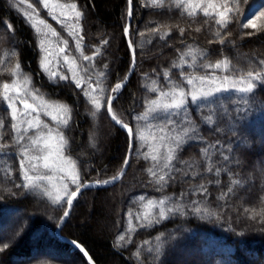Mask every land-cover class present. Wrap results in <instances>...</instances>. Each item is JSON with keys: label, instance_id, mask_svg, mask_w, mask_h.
I'll use <instances>...</instances> for the list:
<instances>
[{"label": "trees", "instance_id": "16d2710c", "mask_svg": "<svg viewBox=\"0 0 264 264\" xmlns=\"http://www.w3.org/2000/svg\"><path fill=\"white\" fill-rule=\"evenodd\" d=\"M28 1L32 8H25L20 0H0V120L3 121L0 144L9 146L0 151V264H87L80 251L54 234L66 197L61 194V201L56 203L45 195L47 189L55 196V184L67 182L60 179L62 175L67 176L41 166L32 169L30 156L39 148L33 147L26 138L20 145L15 144L14 137L18 135L12 130L14 121L7 101H3L2 85L17 83L20 77L27 81V89L39 99L34 101V106L41 121L51 124L50 130L66 139L62 151L75 163L80 184L104 182L114 177L123 164L128 135L111 122L104 97L111 94L131 64V52L124 36L128 0H49V8H54L51 14L39 0ZM73 3L82 13L78 19L70 7ZM131 3L129 36L136 64L112 103L117 119L133 129L130 164L115 185L82 191L74 200L60 233L80 243L95 264H264V224L260 223V216L264 215V82L254 81L257 87L247 105L251 111L239 122L234 119L236 106L229 97L242 94L224 93V99L214 97L215 102L207 107L193 104L189 98L188 113L199 129L198 135L207 145L220 141L224 147L210 148L207 156L202 157L201 150L206 145L185 137L188 142L176 153L171 165L174 179L167 187L156 184L149 169L157 176L165 174L162 159L165 145L174 147L171 137L189 125L175 129L169 126L162 132L164 122L151 118L148 110L153 106L146 103L158 99L160 91L171 92L174 85L184 86L182 73L185 77H198L214 72L218 81L225 74L239 79L249 71L264 73L261 63L264 61V26L243 28L253 10L263 5L264 0H229L232 22L223 29L202 12L188 16L183 9H176L174 0H132ZM27 12L34 13L37 20L44 23L29 26L23 19ZM245 13L248 15L241 23ZM181 28L185 30L183 35ZM61 43L66 45L64 55L71 54L76 60L77 77L73 78L68 72L64 59L56 66L41 67L43 51L56 46L60 50ZM190 49L194 51L195 60L188 56L184 63L180 57ZM84 56L91 59L85 61ZM225 58L230 61L228 70H223V65L221 70L203 67ZM17 63L21 67L14 76L10 70ZM166 71L168 79H165ZM52 73L57 75L53 77ZM61 76L67 79L61 80ZM77 83H81V88L76 87ZM242 86L245 85L237 84V87ZM22 87L24 97L27 93L24 85ZM195 87H200L198 81ZM152 89L155 91H150ZM92 99L101 102L99 110L91 103ZM47 106L55 110L51 114L58 119L69 120L68 125L65 127L45 115L49 112ZM61 106L69 111L62 112ZM226 112L230 114L225 115ZM33 113L36 116V112ZM209 114L213 115V124L201 119ZM137 116L141 119L134 118ZM174 119L179 124V118ZM45 129L41 125L24 136L35 138ZM233 130L237 132L235 136ZM161 136H165L163 141ZM157 140L161 143L160 160L153 161L150 145ZM24 148L28 149L26 157L19 155ZM52 151L59 158L55 149ZM221 151L230 157L231 164L223 161ZM21 159L29 175H47L53 179L40 181L39 188L17 187L25 183ZM209 163L213 165L212 174L207 172ZM218 167L228 169L231 176L222 172L217 177L214 173ZM193 171L198 173L195 178L191 175ZM217 179L220 185L215 183ZM235 180L240 183L233 186V192L225 199H218ZM201 185L208 189L207 199L199 191ZM75 188L76 185L69 187L68 194ZM190 189L193 191L189 192ZM181 193L188 195L181 200ZM165 197L172 198L166 201L165 208L176 206L178 201L187 205L195 200L208 213H218L220 218L210 214L194 215L186 209L187 215L169 214L167 219L150 224L154 217L158 220L159 208L151 209V213L144 216V206ZM255 213H259L257 219H250ZM121 235L125 236L123 241L119 240ZM158 236L160 240L156 239ZM4 244L9 247L3 249ZM181 252L187 254V258Z\"/></svg>", "mask_w": 264, "mask_h": 264}, {"label": "snow or ice", "instance_id": "6c2138e0", "mask_svg": "<svg viewBox=\"0 0 264 264\" xmlns=\"http://www.w3.org/2000/svg\"><path fill=\"white\" fill-rule=\"evenodd\" d=\"M132 0H129V4L131 5ZM39 3L43 5L44 9L49 10L50 14L54 11V8H49V0H39ZM176 9H183L184 13H186L188 16H196L198 13L202 12L205 17H210L215 20V24L219 26V28L223 29L226 28L229 23L232 22L231 16L233 14V9L230 7L229 0H220L219 3L215 2V0H174ZM61 8L69 7L68 5H58ZM29 8H32L33 6L31 4L28 5ZM71 10L75 13V17L78 19L81 17L82 13L80 11H77V5L75 3L70 5ZM161 7H163V3H161ZM211 10V11H210ZM131 9L129 10L128 15L131 16ZM30 15V14H26ZM248 13H245L244 17H242L241 23H243V18H246ZM264 15V13H262ZM55 19L56 17L53 16ZM39 23L43 24L44 21L40 20ZM33 27L36 25L33 24ZM11 25H8V28L11 29ZM256 28V24L252 22V20H249L248 23L243 24V28ZM39 29H37L38 31ZM184 29L181 28L180 32L181 35L184 33ZM199 31V29H197ZM124 33L127 35L129 33V28H124ZM251 34V33H250ZM53 35H56L55 31H53ZM167 35V34H166ZM82 40L83 37H80ZM43 43V41H41ZM65 43H67L65 41ZM105 43H107L105 41ZM220 43L223 45L225 43V39L222 37L220 40ZM77 47H80L79 42L77 43ZM129 47H132L131 41H129ZM61 53L64 52V48H60L59 50ZM191 56L193 60H195L194 51L190 49L187 53L181 55L180 59L184 61V63H187V60L185 57ZM83 59L85 61L90 60L91 58L88 56H84ZM64 60L67 62L68 57L64 56ZM2 63V62H0ZM262 64H264V61H261ZM221 65H223V70H228L230 68V61L225 58L223 61H217L215 64H206L203 65L205 69H213V70H221ZM21 65L17 63L13 69H11L12 75H17V70H19ZM41 67L45 68L46 65L42 62ZM135 68V50L133 49V64L132 68H130V71H134ZM57 74L52 73V76L55 77ZM101 75H104L103 73ZM169 73L165 72V79H168ZM61 80L67 79V77L61 76ZM181 79L184 81V86H173V90L171 92L166 91H160L159 98L156 100H147L146 103L152 105L153 107L149 108V113L151 114V118L154 121H163L164 122V128H161V131L164 132L166 128L169 126L173 129L180 127L181 125H189L187 127H183L182 132L179 134H176L171 137V139L174 141L175 146H168L165 145V153L162 157L164 160V169L165 174H161L157 176V173L152 172L151 169H149L150 175L155 178V183L160 185L161 187H167L168 182L170 180H173L174 177L171 174V165L172 162L176 159V153L183 147L184 144L188 142V140H185V137H188L189 140L193 142L198 143H204L206 147H204L201 150V156L206 157L209 149H223L224 145L217 141L214 145H207V142L203 140L202 137L198 135L199 129L197 126L192 122L190 114L188 113V104H189V98L191 103L197 104L198 106L203 105L207 107L209 104L214 103L215 101L212 98L217 99H224L223 94L228 92L233 93H239L242 94L240 96H237L235 98L229 97V99L232 100V103L236 106L233 111L237 112V116L234 117V119H237L238 122L242 120L243 116L251 111V108L247 107L251 103L250 97L251 94L254 92V89L257 87V84L254 83V81H262L264 82V73L262 72H253L249 71L245 76L239 77V79H235L233 77H230L229 75L225 74L222 79L218 81V78L213 73H208L203 76H189L185 77L183 73L181 74ZM197 81L200 84V87H195ZM127 82V77H125V80L121 83H117L114 88H112V93L114 95H106L104 97L106 103H107V111L109 114H111L112 120H114L117 124L121 125L124 129L127 130L129 134V156L131 154L132 145H133V139H134V133L133 129L129 127L127 123H122L121 120L117 119L116 115L113 114V108L112 103L114 99L116 98L115 94H118L119 91L124 87V85ZM172 83L171 81H169ZM237 84H243L245 86L237 87ZM205 85L207 86L205 88ZM3 87V101H7V108L11 109V117L14 123L12 124V130L14 133H17L18 136L14 137L15 144L20 145L22 141L25 139L24 135H19L20 133H27L29 129H39L41 125H43L44 128H48L47 124H44L40 120V114L37 108L33 105L27 102L26 99H20V87H17L16 82L13 81L12 84L4 83L2 85ZM26 87V83H25ZM77 88H81V83L76 84ZM178 89V90H177ZM187 89V90H186ZM83 90V89H82ZM150 91H155V89H152ZM11 94V95H10ZM84 94L87 96L89 95L88 92H84ZM163 98V99H161ZM16 99H20V103L23 105V111L21 112L16 107ZM91 103L99 110L101 108V102L96 99H92ZM61 110L63 111H69L66 107L61 106ZM32 112H36V116L34 117L35 123L33 122V119H28L26 121L28 127L21 129L17 126L15 121L18 119V113L23 116H30ZM45 115H49L53 121H57L58 123H62L65 127L68 125L69 120H63L58 119L56 115H52L49 112H45ZM230 113L226 112L225 115H229ZM174 117L179 118V124L177 123V120L174 119ZM135 119H141V117H134ZM202 121L208 124H213V115L209 114L208 116H202ZM3 127V121L0 120V128ZM217 131H221L218 129ZM237 134L236 130H233V135L235 136ZM242 135V134H241ZM52 132L49 129L47 133V137H45V134L43 132L40 133V135L36 136V138H30V143L35 148H40V150L49 149L48 154L43 157V168L52 170L56 169L60 173H64L65 169L63 167H59L57 169L56 161L52 160L50 161V157L53 156L52 149H55V154L59 156V159L64 161L66 164L69 165L70 168H75V163L70 160V158L64 156L63 154V148L66 146L67 141L64 138V136L61 134L59 136V147L57 148L56 145H54L52 141ZM165 139V136H161V140L163 141ZM42 144V147H41ZM9 147L5 144H0V151H3ZM228 151L231 152V147L228 148ZM28 149L24 148L23 152L19 155L26 157L27 156ZM157 152H159V149H157ZM223 161L226 164H231L232 161L230 160V157L223 154V151L220 153ZM151 159L153 161L158 160V156H152ZM129 163V157H126L124 160V166L127 167ZM184 163V162H181ZM236 164H239V161H236ZM20 167H21V174L23 181L25 183L18 184L17 187H23L24 189H31V188H39L40 187V181H51L53 177L47 176V175H29L28 170L25 169L24 166V160L21 159L20 161ZM37 166L35 164L32 165V169L35 170ZM191 167V165L189 166ZM207 172L209 174L213 173V165L209 163L207 167ZM222 172H227L231 176V172L228 171L226 168H216L215 175L219 177ZM192 177L195 178L198 173L193 171L191 173ZM60 179L63 181L65 179L70 180L72 184L76 185V190L71 191L70 194H68V184L64 183V197H66L68 209L70 210L74 198L77 197L78 193L81 191L83 187H86V184H80L79 183V175L75 172L68 175L67 177L61 176ZM116 178H113V180L105 181V183H114ZM209 183H212V181H209ZM217 185H220L221 181L217 179L215 181ZM239 180L232 181V186L228 188L227 192H224L221 194L218 199H225L229 194L233 192V186L236 184H239ZM159 190V189H158ZM57 194L53 196V192L45 189V195H47L50 199H53L54 202L59 203L62 199L61 194L59 193V189L56 190ZM193 190H189V192H192ZM199 191L202 195L205 196V199H207L208 195V189L206 186L201 185L199 187ZM188 193H181V200L186 197ZM172 198L165 197L158 201V203L153 204L151 201H149V204H151L152 207L159 208L158 213V220L154 217L153 221L151 223H158L159 221H163L168 218L169 214H180V215H187L186 209H190L191 212L194 215H200V214H210L215 215L217 219L220 218L218 213H208V210L205 208H202L199 203L195 200L190 201L189 204L185 205L181 201H178L176 206L173 207H167L165 208L166 201L170 200ZM69 210H65L63 213V219L64 217H67L69 215ZM259 213H255L250 215V219L256 220ZM147 218V217H146ZM260 223L264 224V215L260 216ZM150 226V225H149ZM125 239L124 235H121L119 237L120 241H123ZM157 240H160V237L158 236L156 238ZM75 244V242H73ZM146 243V242H145ZM79 247V245H76ZM8 244L3 245V249L8 248ZM2 250V249H0ZM80 251L84 253L85 256L88 255L87 252L84 251L83 248H80ZM137 258H139V252L136 253ZM91 259V258H89Z\"/></svg>", "mask_w": 264, "mask_h": 264}, {"label": "rangeland", "instance_id": "374dc122", "mask_svg": "<svg viewBox=\"0 0 264 264\" xmlns=\"http://www.w3.org/2000/svg\"><path fill=\"white\" fill-rule=\"evenodd\" d=\"M20 1L24 4L25 8H27V9L29 8L28 7V5H29V1L28 0H20ZM215 1H217V0H215ZM262 13H264V4L253 10L251 17L248 18L245 21V24L248 23L249 20H252V22L255 23L257 27L264 26V15H262ZM26 14H30V13L27 12ZM26 14H25L26 17H23V19L28 23V25L31 26V25L35 24L36 27H37L38 26L37 22L39 23V21L34 16V13H31L30 15H26ZM65 47H66V45L64 43H61L59 45V49L60 48H64V52L66 51ZM46 50L43 51V57H42L43 63L46 65V67H48V66H56L57 63H60L58 61H63V59H64L63 57L65 56L64 52L63 53H59L58 52L59 50H58L57 46L52 48V49H49V51H46ZM70 55L67 56L68 57V61L67 62L65 61V65L67 67L68 72L71 75H73V78H74V76L75 77L78 76L79 71H78L76 60L73 58V56H70ZM16 81H17V83H16L17 87H20V89H21L20 99H26L28 103L35 105L34 101L37 102L39 99H37L34 95H32L31 89H27V86H28L27 84H26V87H25V83L27 81L25 79L21 78V77L17 78ZM23 85L26 88V93H27L24 97L22 96V92L24 91V89L22 87ZM20 99H16V107L22 112L23 111V105L20 103ZM49 107L50 106H47V110L49 111V113L55 112V110L53 108H49ZM10 111H11V109H10ZM53 115H55V114H53ZM34 117L35 116H34L33 112L31 113L30 116H23V115H20L18 113V119L15 121V123L17 124V126L19 128L24 129V128L28 127V125L26 123V121L28 119H33V122L35 123ZM40 120H41V118H40ZM49 129H51V124H49L48 128H46L45 131L43 132L45 134V137H47V133H48ZM51 132H52V138H53L51 142L54 145L59 144V142H60V140H59L60 134L58 132H55V131H51ZM24 134H26V133H20L19 135H24ZM25 138L28 141H30V138H34V137L31 135V136H25ZM41 147H42V144H41ZM160 148H161V143H160L159 140H157L156 142L152 143L150 145V153H151V155L152 156H157L158 155L157 149L160 150ZM48 151H50V150L49 149L40 150V148H39L38 152L33 153L30 156L31 162L33 164L35 163V165H37V167L38 166L43 167V157L48 154ZM38 153H39V155H38ZM159 156L160 155H158V160H160ZM52 160L56 161L57 169L59 167H63L65 169L64 174H66V176L72 174L73 172L77 173L75 168H70L68 164H66L64 161L60 160L59 158H56V156L54 154H53V156L50 157V161H52ZM50 171L57 172L58 170L52 169ZM108 180H109V178H108ZM64 183L68 184V190H69V187L74 185V184L71 183L70 180H67V182H63L62 184H60V182L56 183L55 187L53 189L55 191L57 189H59V193L63 194L64 193V188H63ZM55 193L57 194V191ZM108 197L111 198L112 197L111 194H109ZM151 202L153 204H155L154 201L151 200ZM153 208L154 207H152L151 204H149V202H147L146 205L143 208V215L145 216L146 214H150L151 213V209H153ZM99 223L101 225L104 224V222H102V220H100ZM181 254L183 255V257L187 258L186 257L187 254H185L184 252H181Z\"/></svg>", "mask_w": 264, "mask_h": 264}, {"label": "water", "instance_id": "95a60500", "mask_svg": "<svg viewBox=\"0 0 264 264\" xmlns=\"http://www.w3.org/2000/svg\"><path fill=\"white\" fill-rule=\"evenodd\" d=\"M130 9H131V13H132V3H131V5H130V4H129V0H128V13H129V10H130ZM131 15H132V14H131ZM130 21H131V16L128 15V18H127V22H126L125 27L130 28ZM125 27H124V28H125ZM129 31H130V30H129ZM124 36H125V38H126L128 48H129V50H130V52H131V64H130V67H129L128 72L126 73V75L124 76V78H123L119 83L123 82V81L125 80V77H127V82H128V80L130 79V77H131V75H132V73H133V71H130V68H132V64H133V47H131V48L129 47V41H130L129 33H128L127 35H125V33H124ZM135 64H136V57H135ZM127 82H126V83H127ZM125 85H126V84H125ZM125 85H124V86H125ZM121 90H122V89H121ZM121 90H120V91H121ZM120 91H119V92H120ZM118 94H119V93H118ZM118 94H115V95L117 96ZM110 95H114V94L111 92ZM106 113H107L108 117L110 118L111 122L114 123L116 126H119L121 129H123V130L127 133V135H128V147H127V150H126V154H125L124 160H125L126 157H129V163H128L127 167L125 168V166H124V160H123V164H122L120 170L117 172V174H116L114 177H112L111 179L107 180V181H110V180H113V178H116L114 183H105V181H104V182H97V181H84V182H82L81 184H86L87 186H86V187H83V188L81 189V191L78 193V195H79L82 191H84L85 189H91V188H107V187H111V186L115 185L117 182H119V181L122 179V177L124 176V174L126 173L128 167H129L130 160H131V154H132V150H133V145H132L131 154H130V156H129V134H128V132H127L126 129H124L123 127H121V125L117 124L114 120H112V118H111V114H109L108 111H107V103H106ZM75 190H76V188L73 189L72 191H75ZM78 195H77V196H78ZM76 198H77V197H76ZM76 198H74V200H75ZM74 200H73V202H74ZM72 204H73V203H72ZM71 208H72V206H71ZM71 208H70V210L68 209V205H67V201H66L64 211H65V210H69V215H70ZM63 213H64V212H63ZM69 215H68L67 217H64L63 219H60L58 225L56 226V228H55V230H54V234H55V236H56L59 240L65 242V243L70 244L72 247H74V248L77 249L78 251H80V248H83L84 251L87 252V251L85 250V248H84L80 243H78L76 240H73V239H71V238H68V237H66V236H64V235H62V234L60 233L61 228H62L63 225L65 224V222H66V220L68 219ZM62 217H63V214H62ZM73 242H75V244H74ZM76 245H79V247H77ZM80 252H81V251H80ZM81 253H82V255H83L85 261L87 262V264H95V262L93 261V259L91 258V256L89 255L88 252H87V253H88L87 256H85L83 252H81ZM89 258H91V259H89Z\"/></svg>", "mask_w": 264, "mask_h": 264}]
</instances>
